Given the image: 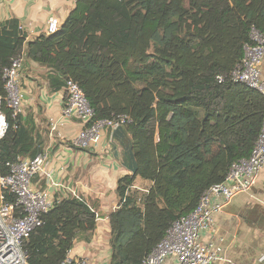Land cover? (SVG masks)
Returning a JSON list of instances; mask_svg holds the SVG:
<instances>
[{"label": "trees", "instance_id": "1", "mask_svg": "<svg viewBox=\"0 0 264 264\" xmlns=\"http://www.w3.org/2000/svg\"><path fill=\"white\" fill-rule=\"evenodd\" d=\"M253 28L264 34V0H78L55 34L31 42L18 19L0 23L3 99L4 71L24 52L25 65L48 70L49 94L63 93L72 80L94 121L130 119L138 174L118 182L109 264H144L173 224L252 154L264 127V96L232 74ZM2 110L9 129L0 176L7 177L19 158L45 153L48 131L34 107L15 115L4 102ZM138 178L151 183L146 192L133 190ZM55 200L25 243L29 264H61L76 243L92 242L98 208L81 197Z\"/></svg>", "mask_w": 264, "mask_h": 264}, {"label": "built area", "instance_id": "2", "mask_svg": "<svg viewBox=\"0 0 264 264\" xmlns=\"http://www.w3.org/2000/svg\"><path fill=\"white\" fill-rule=\"evenodd\" d=\"M57 18L48 21L47 35L55 34L61 27ZM25 53H21L11 67L4 71L3 79L7 98L0 96V143L5 138L9 125L2 107L6 102L15 115L20 113L24 102L20 77L25 65ZM264 61V34L256 29L251 31V45L245 47L241 64L232 74L235 82L243 83L264 96V82L261 68ZM222 81V78L220 79ZM63 117L85 125L83 131L69 141L81 150H89L102 142L106 132L130 123L127 116L109 120L94 121L95 112L80 86L68 80L63 92ZM57 124L50 127L49 138L55 139ZM45 153L35 159H22L11 165V174L0 176V264H29L25 243L31 233L43 224L42 216L50 212L56 203L48 190L34 187V180L45 173ZM264 170V127L255 148L248 159L233 165L224 183L206 191L197 209L189 216L176 221L165 239L158 245L144 264H233L226 256L221 243L204 242L203 235L213 229L216 215L223 212L240 195H251L259 176ZM48 186L56 191L60 185L47 174ZM14 197V204L8 201ZM17 211L22 216L17 215ZM100 216L98 217V219ZM264 264V257L260 259ZM61 264H91L86 259H67Z\"/></svg>", "mask_w": 264, "mask_h": 264}, {"label": "crops", "instance_id": "3", "mask_svg": "<svg viewBox=\"0 0 264 264\" xmlns=\"http://www.w3.org/2000/svg\"><path fill=\"white\" fill-rule=\"evenodd\" d=\"M78 0H0V23L18 19L27 42L46 33L48 21L57 18L63 23L75 8ZM264 82V61L261 68ZM48 70L35 63H27L21 72L20 82L24 102L34 107L42 130L48 131L45 155V173L34 180L36 189L48 190L58 197L83 198L98 208L100 218L92 242L76 243L69 254L72 258L88 260L91 264H109L111 227L109 216L119 208L118 182L131 175L114 157L112 133L106 132L102 142L89 150L74 148L69 141L79 135L85 125L63 117V93L49 94L46 77ZM25 105V106H26ZM57 124L55 139L49 138L50 127ZM121 155L123 148L114 143ZM60 185L54 191L48 186L46 175ZM137 181V180H136ZM135 189L146 192L151 183ZM166 208L168 202L159 199ZM204 242L222 244L226 256L233 264H261L264 257V170L251 195H240L220 214L216 215L213 229L205 232Z\"/></svg>", "mask_w": 264, "mask_h": 264}, {"label": "water", "instance_id": "4", "mask_svg": "<svg viewBox=\"0 0 264 264\" xmlns=\"http://www.w3.org/2000/svg\"><path fill=\"white\" fill-rule=\"evenodd\" d=\"M119 142L123 148V153L120 155L117 151V146L115 142ZM114 157L122 161V165L127 171L136 176L138 174V164L134 155V144L133 140L130 137L128 131L124 127H119L112 132V144Z\"/></svg>", "mask_w": 264, "mask_h": 264}, {"label": "rangeland", "instance_id": "5", "mask_svg": "<svg viewBox=\"0 0 264 264\" xmlns=\"http://www.w3.org/2000/svg\"><path fill=\"white\" fill-rule=\"evenodd\" d=\"M22 90V92H23V94L25 93L24 91L26 90V89H21ZM26 104H25V102H23V104H22V108H21V110H20V112H22V111H24V109L26 108V107H28L27 105L25 106ZM136 183L139 185V186H141V187H145V186H143L142 184H148L149 182H147V181H144V180H142L141 178H138L137 179V181H136ZM179 183V180H178V178L177 177H175L174 179H173V182H172V186H171V191L173 190V188H174V186L175 185H177Z\"/></svg>", "mask_w": 264, "mask_h": 264}]
</instances>
